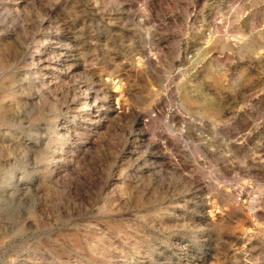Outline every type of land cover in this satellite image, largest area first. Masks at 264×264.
Masks as SVG:
<instances>
[{"label": "rangeland", "instance_id": "1", "mask_svg": "<svg viewBox=\"0 0 264 264\" xmlns=\"http://www.w3.org/2000/svg\"><path fill=\"white\" fill-rule=\"evenodd\" d=\"M0 264H264V0H0Z\"/></svg>", "mask_w": 264, "mask_h": 264}, {"label": "bare ground", "instance_id": "2", "mask_svg": "<svg viewBox=\"0 0 264 264\" xmlns=\"http://www.w3.org/2000/svg\"><path fill=\"white\" fill-rule=\"evenodd\" d=\"M114 82V85H115V90H114V92H117L118 91V88L120 87V86H122V85H120V84H122V82L120 81V80H117V81H113ZM121 96V95H120ZM119 97V96H118ZM92 105V104H91ZM89 106V105H88Z\"/></svg>", "mask_w": 264, "mask_h": 264}]
</instances>
